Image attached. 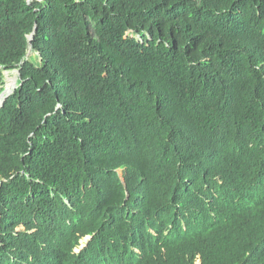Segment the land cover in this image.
<instances>
[{
  "label": "trees",
  "instance_id": "1",
  "mask_svg": "<svg viewBox=\"0 0 264 264\" xmlns=\"http://www.w3.org/2000/svg\"><path fill=\"white\" fill-rule=\"evenodd\" d=\"M0 86V264H264V0H0Z\"/></svg>",
  "mask_w": 264,
  "mask_h": 264
},
{
  "label": "water",
  "instance_id": "2",
  "mask_svg": "<svg viewBox=\"0 0 264 264\" xmlns=\"http://www.w3.org/2000/svg\"><path fill=\"white\" fill-rule=\"evenodd\" d=\"M36 33H37V26H35V28H34V30H33V33L31 34V35H29L28 36V41H29V43H30V45H29V48H28V50H31L32 51V46H31V41L34 39V37H35V35H36ZM14 72H16L17 73V75H18V81L21 79L20 78V75H19V70L18 69H16V70H14ZM20 83H18V85H19ZM18 87V86H17ZM17 89V88H16ZM16 89L15 90H13L11 93H6V92H1L0 93V106H3L4 105V103L6 102V100L16 91ZM91 237H86V240L88 241L89 239H90Z\"/></svg>",
  "mask_w": 264,
  "mask_h": 264
},
{
  "label": "rangeland",
  "instance_id": "3",
  "mask_svg": "<svg viewBox=\"0 0 264 264\" xmlns=\"http://www.w3.org/2000/svg\"><path fill=\"white\" fill-rule=\"evenodd\" d=\"M128 35L129 36H133V37H138L136 34H134L133 32H128ZM27 59L31 60L34 64H39V57H38V54L34 51H31V50H28V53H27ZM9 71H14V70H9ZM5 83V75H4V71H3V84ZM1 87V86H0ZM87 240L86 239H83L81 241V246L80 248H82L83 246H85ZM199 263V261H197Z\"/></svg>",
  "mask_w": 264,
  "mask_h": 264
},
{
  "label": "clouds",
  "instance_id": "4",
  "mask_svg": "<svg viewBox=\"0 0 264 264\" xmlns=\"http://www.w3.org/2000/svg\"><path fill=\"white\" fill-rule=\"evenodd\" d=\"M86 239V238H85ZM200 263V262H199Z\"/></svg>",
  "mask_w": 264,
  "mask_h": 264
}]
</instances>
